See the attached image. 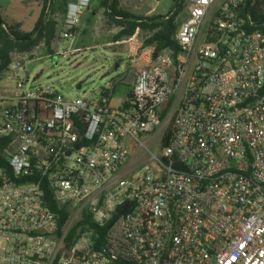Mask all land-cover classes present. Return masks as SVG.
<instances>
[{
  "label": "built area",
  "instance_id": "1",
  "mask_svg": "<svg viewBox=\"0 0 264 264\" xmlns=\"http://www.w3.org/2000/svg\"><path fill=\"white\" fill-rule=\"evenodd\" d=\"M246 1L189 0L174 45L122 38L127 65L72 98L28 73L44 41L12 51L0 264H264V0ZM91 3L68 2L49 56L69 52L58 42ZM112 220L97 246L94 226Z\"/></svg>",
  "mask_w": 264,
  "mask_h": 264
},
{
  "label": "rangeland",
  "instance_id": "2",
  "mask_svg": "<svg viewBox=\"0 0 264 264\" xmlns=\"http://www.w3.org/2000/svg\"><path fill=\"white\" fill-rule=\"evenodd\" d=\"M56 1V10L51 16L62 21L63 10L59 6L63 5V0ZM101 0H94L90 7L84 12L85 15L80 19L78 33L73 40H60L58 47H67L66 54L49 56L45 46H41V58L28 62L27 70L29 75H37L36 82H49L54 84L65 97H75L83 95L85 92L97 90L103 86L110 78L114 77L127 65V60L122 59L117 69L115 61L117 54L121 53L118 43L114 36L120 30L113 20L105 14L104 8L100 6ZM143 0H129L132 6L130 10L134 13L164 14L174 11L178 2L174 0H145L143 7H138V2ZM9 0H0L1 12L6 13L9 23L11 17L21 16L25 27L30 29L37 17L38 8L31 6L30 15L21 13L22 9L8 6ZM18 2V1H17ZM149 2L152 4L150 5ZM189 0L185 1L184 7L187 10ZM135 6V7H134ZM170 9V10H169ZM19 14V15H18ZM61 26V25H60ZM59 26V28H60ZM138 36L149 34L145 31H138ZM80 83V87L77 84ZM126 88L116 87L112 94V103L118 105L125 98Z\"/></svg>",
  "mask_w": 264,
  "mask_h": 264
},
{
  "label": "trees",
  "instance_id": "3",
  "mask_svg": "<svg viewBox=\"0 0 264 264\" xmlns=\"http://www.w3.org/2000/svg\"><path fill=\"white\" fill-rule=\"evenodd\" d=\"M72 0H63V5L59 9L66 10L68 2ZM94 0H92L93 2ZM247 0L246 2H250ZM121 0H101L100 6L104 8L105 14L113 20L120 30L114 36L115 40H121L124 37L134 35L138 31H145L149 33L147 42H154L158 49L169 45H174L173 35L175 34L179 24L176 20L178 12L184 7L185 0H177L179 2L175 11L171 15H154L146 16L142 14L133 13L121 6ZM48 3L50 4V12H47ZM55 0H42V8L40 15L35 23V26L30 31L22 30L20 23L8 24L0 15V71L9 64L11 60V53L14 49L20 51H31L41 41H44L45 48L48 53L53 51V41L58 30L57 18L51 16L56 8ZM253 18L259 23L258 28L264 31V15H258L253 12ZM171 102V101H170ZM167 112L164 113L163 119L166 118ZM172 136V126L169 123L162 136V146H166ZM4 144V139L0 138V166H7L8 161L1 155V149ZM120 210L115 213V217ZM89 222V217L86 216ZM113 220L107 225L99 227L94 226L95 233L99 234L97 238V246L103 242L107 229L112 224ZM76 228V227H75ZM75 230H71L69 239L73 236Z\"/></svg>",
  "mask_w": 264,
  "mask_h": 264
},
{
  "label": "crops",
  "instance_id": "4",
  "mask_svg": "<svg viewBox=\"0 0 264 264\" xmlns=\"http://www.w3.org/2000/svg\"><path fill=\"white\" fill-rule=\"evenodd\" d=\"M10 2H8L7 4H8V6L11 8V7H15V8H17V9H22V11H21V13L20 14H22L23 15V13H27L28 15H30L31 13H30V10H31V6L33 7L34 5L38 8V13H37V17L35 18V20H34V22H33V25L31 26V28L30 29H27L26 27H25V23H24V20L22 19V17L21 16H19V17H11V19H12V23H9L8 21H7V19H5L6 17V13H4L3 11L1 12V6H0V15H1V17L8 23V24H13V23H20V27H21V29L22 30H25V31H30V30H32L33 29V27L35 26V23H36V21H37V19H38V17H39V15H40V12H41V8H42V0H9ZM18 1V2H17ZM144 1L145 0H143L142 2L140 1V2H138V7H143L145 4H144ZM186 1V0H185ZM174 2H177V0H174ZM121 6L123 7V8H125V9H127V10H130L129 8H130V6H132L131 4V2H129V0H121ZM149 4L151 5L152 3L151 2H149ZM178 4H179V2L177 3V6H178ZM1 5V4H0ZM135 7V6H134ZM170 10V9H169ZM131 11V10H130ZM175 11V10H174ZM173 11V12H174ZM85 12V11H84ZM84 12L81 14V17H80V19L82 18V16L83 15H85L84 14ZM132 12V11H131ZM172 11H168V13H164V14H160V15H171L172 13H173ZM134 13V12H133ZM137 14H142V15H146V16H154V15H157V14H151V13H141V12H139V13H137ZM19 15V14H18ZM187 15H188V9L186 10V8L185 7H183L179 12H178V14H177V16H176V20H177V22H178V24H180L181 23V21H183L186 17H187ZM24 16V15H23ZM120 87H125L126 88V94H125V97L128 95V93H129V91H130V86H120Z\"/></svg>",
  "mask_w": 264,
  "mask_h": 264
},
{
  "label": "flooded vegetation",
  "instance_id": "5",
  "mask_svg": "<svg viewBox=\"0 0 264 264\" xmlns=\"http://www.w3.org/2000/svg\"><path fill=\"white\" fill-rule=\"evenodd\" d=\"M121 62V53L120 54H117V57H116V61H115V66L114 67H118L119 64Z\"/></svg>",
  "mask_w": 264,
  "mask_h": 264
},
{
  "label": "water",
  "instance_id": "6",
  "mask_svg": "<svg viewBox=\"0 0 264 264\" xmlns=\"http://www.w3.org/2000/svg\"><path fill=\"white\" fill-rule=\"evenodd\" d=\"M0 22H1V19H0ZM115 69H117V66L115 67ZM80 86H81L80 83H78L77 87L79 88ZM78 147H79V145H78Z\"/></svg>",
  "mask_w": 264,
  "mask_h": 264
},
{
  "label": "bare ground",
  "instance_id": "7",
  "mask_svg": "<svg viewBox=\"0 0 264 264\" xmlns=\"http://www.w3.org/2000/svg\"><path fill=\"white\" fill-rule=\"evenodd\" d=\"M140 32V31H139ZM115 69V68H114Z\"/></svg>",
  "mask_w": 264,
  "mask_h": 264
}]
</instances>
